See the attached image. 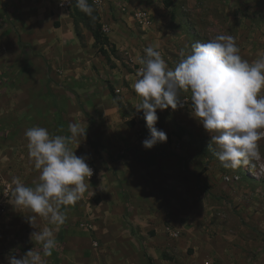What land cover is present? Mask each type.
<instances>
[{
    "label": "crops",
    "instance_id": "obj_1",
    "mask_svg": "<svg viewBox=\"0 0 264 264\" xmlns=\"http://www.w3.org/2000/svg\"><path fill=\"white\" fill-rule=\"evenodd\" d=\"M141 10L150 11L154 19L146 30L134 19ZM98 14L100 25L111 29L110 46H105L108 58L84 26L79 29L82 38L77 35L71 11L60 9L56 0H0L4 179L11 183L18 177L32 187L39 182L40 170L29 155L25 137L34 126L46 128L53 136L70 137L69 124L79 123L86 135L77 136L69 147L98 169L97 181L86 182L82 198L62 206L67 219L59 227L41 217L36 218L35 228L31 226L30 210L15 208L11 198L2 202L0 183V264H8L11 254L19 258L39 248L31 233L45 226L54 227L58 242L52 256L45 258L47 264H264L260 220L264 213L255 211L264 205V198H244L240 192L232 193L233 201L222 198L228 187L223 175L230 172L209 150L210 134L192 115L191 93L180 94L181 100L188 98L185 107L157 110L155 127L166 133L167 141L145 149L142 142L150 131L143 111L136 110L142 98L133 87L142 67L139 59L148 47L160 51L174 69L183 58L181 52L189 54L193 43L230 34L243 59L251 63L264 57V0H104ZM26 48L33 52L26 54ZM39 56L49 65L46 69L13 70ZM58 67L62 68L59 74ZM52 76L59 93L54 107L66 110L63 117L49 112ZM188 120L205 134L204 141H191ZM167 125L175 133L168 135ZM259 141L263 144L264 138ZM100 144L105 159L96 150ZM232 171L241 175L239 184L248 182L264 190V181L250 173L253 180L244 181V170ZM245 205L252 206L247 214L242 213ZM169 229L177 231L179 238L171 237Z\"/></svg>",
    "mask_w": 264,
    "mask_h": 264
},
{
    "label": "clouds",
    "instance_id": "obj_2",
    "mask_svg": "<svg viewBox=\"0 0 264 264\" xmlns=\"http://www.w3.org/2000/svg\"><path fill=\"white\" fill-rule=\"evenodd\" d=\"M75 6L91 19L96 18V9L89 0H75ZM181 56L174 69L154 47L146 48L139 59L142 67L133 87L142 103L136 110L143 111L150 131L143 147L151 149L167 141L166 133L155 127L157 110L183 107V91L191 93L192 115L210 134L209 150L224 168L237 169L259 160L258 141L264 138V57L251 63L243 59L230 34L197 41L189 54L181 52ZM69 131L70 137L53 136L39 126L25 131L29 155L40 170L39 182L35 187L26 186L14 177L10 203L33 213L28 217L33 227L37 217L46 219L51 226L63 225L67 216L62 206L74 205L88 189L86 180L93 170L85 156H77L69 147L77 136L85 137L86 131L79 123L69 124ZM31 239L40 247L35 246L19 258L9 255L8 264H47L45 258L52 256L58 243L54 227L32 232Z\"/></svg>",
    "mask_w": 264,
    "mask_h": 264
},
{
    "label": "rangeland",
    "instance_id": "obj_3",
    "mask_svg": "<svg viewBox=\"0 0 264 264\" xmlns=\"http://www.w3.org/2000/svg\"><path fill=\"white\" fill-rule=\"evenodd\" d=\"M79 29L80 30H82V27L80 26L79 27ZM21 47V46H20ZM21 49V48H20ZM19 49V50H20ZM24 51L26 52V54H28V53H32L33 51H30V49H24ZM37 57V56H36ZM41 59H38V58H33L32 60H31V62H22L21 63V66H18V67H14V69L13 70H15V69H27V70H29V69H40L41 67H43L44 69H46L47 68V66H49L48 64H46L45 62H44V60L42 59V57L41 56H39ZM5 66V65H4ZM9 67H7V69H8ZM11 69H12V67H11ZM49 70H50V68H48ZM62 70V68L60 67H58V68H56V72H57V74H59V71H61ZM49 74H51V72L49 71ZM7 80H9V79H7ZM13 80V79H12ZM52 83H57V81L55 80V77H51L50 79H49V86H48V89H49V92H48V97H49V100H48V106H49V112H50V115H59V117H63L64 116V114L66 115V110H57V108H55L54 107V103L55 102H53V101H56L57 100V98H58V94L59 93H57V91H56V88L52 85ZM54 87V88H53ZM7 91H9V89H10V86H7ZM10 93V92H9ZM6 96H8V93H7V95ZM41 94H39V95H36L35 96V98H36V100L35 101H39V98H41ZM44 96V95H43ZM62 96V95H61ZM8 98V97H7ZM84 115H86V114H84ZM82 116H83V111H82ZM194 120V119H193ZM189 121V120H188ZM190 122H192V124L190 123ZM189 127L190 128H188L186 131L189 133V135H190V137H191V141H193V139H196L199 143L201 142V141H204V139H206V136H204L205 134H201L200 132H197V129L195 128V125H194V122L193 121H189ZM144 129H146V127H144ZM68 130H69V128H68ZM172 130V128L171 127H169L168 125H167V129H166V131L168 132V135H170L171 133H175L174 131H171ZM145 131V130H144ZM145 134L148 136L149 135V133L148 132H145ZM172 135V134H171ZM95 144V143H94ZM97 145L99 144V143H96ZM263 145H264V142H263V144H262V142L260 143V141H258V146H259V151H260V153H261V158L259 159V160H252L251 161V163L248 165V166H241V167H239V169H242V170H244V172L245 173H243V174H245V178H244V181H245V179L246 178H248V180H253V178H255V179H260V181H264V155H262V153H263V150H262V147H263ZM188 146V145H187ZM100 149H98V147H96V150L98 151V153L99 152H101L100 154H101V157L103 158V159H105V154H106V151H105V149H104V147L102 146V144H100ZM193 147L194 146H192L191 144H189V148H192L193 149ZM100 150V151H99ZM264 154V153H263ZM216 162L218 161V159H216L215 160ZM214 161V162H215ZM94 164V163H93ZM94 166L96 167V169H97V166L94 164ZM228 170H229V172L230 173H228L227 175H223V181H224V183L228 186L227 188H226V190H224L223 192H222V198H223V196H225V198L226 199H231L232 200V193L233 192H235V193H237L238 194V192H240V194H241V196L242 197H244V198H247V197H249V196H253V195H256L259 199H263L264 198V190L262 189V188H260L258 185H256V184H249L248 182H244L243 184H239L238 182L240 181V180H242V177H241V175L239 174H235V173H231V172H233L232 171V169L231 168H228ZM250 173V174H249ZM250 176H252V177H250ZM248 175V176H247ZM97 178H98V169H97V176H96V178L94 179V181H92V182H96L97 181ZM86 182H88V183H90L91 184V181H87L86 180ZM246 183H248V184H246ZM209 192V191H208ZM210 193V192H209ZM225 193V194H224ZM221 197V196H220ZM233 201V200H232ZM264 203V202H263ZM241 206H238L237 208H240ZM252 208V206H248V205H245L242 209V213H245V214H247L249 211H247V209L249 210V209H251ZM259 208V209H258ZM257 210H259L260 211V213H264V205H261V207H259V206H257V209H255V211L257 212ZM239 212H240V210H239ZM241 213V212H240ZM244 214V215H245ZM245 217H248V215L247 216H245ZM260 220H262V223H264V219L262 218H260ZM253 224H255L254 222H252ZM259 227V226H258Z\"/></svg>",
    "mask_w": 264,
    "mask_h": 264
},
{
    "label": "built area",
    "instance_id": "obj_4",
    "mask_svg": "<svg viewBox=\"0 0 264 264\" xmlns=\"http://www.w3.org/2000/svg\"><path fill=\"white\" fill-rule=\"evenodd\" d=\"M45 1H53V0H45ZM93 6L98 10L101 11L102 7H103V2L104 0H91ZM57 6L60 9H64L66 11H71L73 8V0H71V3H69V0H56ZM118 4L116 1L113 2L112 7H117ZM122 11H126V7H121ZM134 19L136 21V23L142 28V29H148L151 26L154 25V19L153 16L151 15L150 11L148 10H141L138 12L134 13ZM111 32V29L109 27V25L102 23L101 24V33L103 35H108ZM116 93H119L120 90L116 89L115 91ZM183 101L185 102L184 106L185 107L188 103V98H184ZM92 170H93V175L89 178V181H93L96 176H97V169L94 165H89ZM0 183H2V188H3V193H2V202L4 203V201L6 199H9L12 197V185L10 182L6 181L4 179L3 173L0 169ZM84 228H88L89 226L87 224L83 225ZM169 235L173 238H179V233L177 231H174L172 229L168 230ZM94 247H98V243H94Z\"/></svg>",
    "mask_w": 264,
    "mask_h": 264
},
{
    "label": "trees",
    "instance_id": "obj_5",
    "mask_svg": "<svg viewBox=\"0 0 264 264\" xmlns=\"http://www.w3.org/2000/svg\"><path fill=\"white\" fill-rule=\"evenodd\" d=\"M89 3L92 4L91 0H89ZM93 5V4H92ZM94 7V6H93ZM95 8V7H94ZM96 9V8H95ZM95 19H91L88 17L85 13L80 11L76 6H75V0H73V8L71 10V16L74 21L75 29L77 35L81 37V33L79 32V27L82 25L84 26L88 31L92 33V36L95 40V47L98 48L99 52L108 58V52L105 49V46H110L109 39L106 35H103L101 33V25H100V17L98 14V11L94 12ZM112 53L115 54V50L111 49Z\"/></svg>",
    "mask_w": 264,
    "mask_h": 264
}]
</instances>
